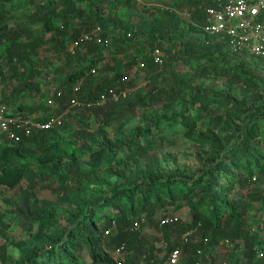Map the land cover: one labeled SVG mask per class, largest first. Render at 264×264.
I'll use <instances>...</instances> for the list:
<instances>
[{
	"label": "trees",
	"instance_id": "1",
	"mask_svg": "<svg viewBox=\"0 0 264 264\" xmlns=\"http://www.w3.org/2000/svg\"><path fill=\"white\" fill-rule=\"evenodd\" d=\"M160 1L169 5L150 10V23L141 24L138 30L130 21L118 18L116 11L131 0H0V65L8 63L10 69L6 73L0 67V80L5 83L0 104L16 105L11 111L13 114H32L34 119L44 121L53 114H61L75 97L97 103L100 94L108 93L110 87H134L136 82L124 77L140 60L146 63L144 76L156 79L159 73L155 75V72L162 70L168 59L163 65L156 64L149 50L155 46L163 48L166 40L172 46L180 44L194 67L193 72L175 73L172 85H154L146 92L135 89L133 94L118 101L109 100L78 110L97 112V118L103 121L97 129L99 138L80 130L72 141L63 140L60 130L65 122L50 130L21 132L18 141L0 133V197H6L8 206L0 209L3 239L0 264H140L141 260L161 262L174 248L182 250L181 264L198 261L216 264L215 249L226 239L234 244L231 250L236 264H259L254 247L264 250V240L258 232L259 221L264 218V186L254 183L252 178L256 172L264 174V102L239 101L211 88L189 91V85L196 80L215 74L244 85H239L244 93H253L257 78L243 64H231L226 58L230 47L205 32L204 25L208 22L205 9L213 0ZM31 3L37 5L35 9L28 8ZM16 5L24 10L14 23L11 8ZM184 6L190 13L189 30L198 33L196 40L183 38V19L177 8ZM96 26H101L102 35L112 40V48L83 42L77 54L71 55L69 43L84 33H91ZM48 32H53L52 36L46 37ZM43 48L70 55L64 68L55 67L59 75L53 81L46 77L45 84L55 85L49 96L43 92V78L33 58ZM121 51L130 57L117 60ZM111 53L116 63L111 67L108 63L104 65L110 74L97 78L98 73L95 75L92 69L97 70ZM237 54L256 59L251 54ZM202 59L204 62H200ZM14 79L19 80V85L9 94L8 85ZM77 86L79 91L75 92ZM36 93L43 96L39 102L18 100ZM157 104H162L168 112L157 113L152 121L134 128L130 137L124 135V118L135 114L139 106L154 108ZM113 122L118 123V128L112 139L107 136L106 127ZM205 122L213 124L212 128L228 124L233 138L224 142L210 139L217 149V157H199L202 166L198 169L199 177L163 178L158 167L153 168L150 151L173 143L170 134L205 141L198 129ZM113 140L125 146L130 155L119 156L121 150L115 149ZM86 151L88 161L83 157ZM129 157L145 159L140 180L110 181L115 171L126 170ZM233 160L238 173L227 171ZM102 163L107 166L108 178L99 174ZM39 187H49L56 198H39L36 192ZM16 189L19 190L15 196L6 194ZM234 190L242 195L234 196ZM185 201L190 207L191 220L181 219L176 224L160 227L161 218L179 216L177 211ZM249 209L263 212V218L253 222L254 214H249ZM13 220L30 234L29 243L12 240L7 235ZM137 222L141 224L139 228ZM150 226L157 229L159 239L165 240L167 254L144 233L143 229ZM194 228L200 240L185 243L183 234ZM119 247H123L122 254L115 257ZM198 248L202 249L201 255Z\"/></svg>",
	"mask_w": 264,
	"mask_h": 264
},
{
	"label": "rangeland",
	"instance_id": "2",
	"mask_svg": "<svg viewBox=\"0 0 264 264\" xmlns=\"http://www.w3.org/2000/svg\"><path fill=\"white\" fill-rule=\"evenodd\" d=\"M38 1V0H37ZM29 3V2H27ZM32 5H29L28 8H33L37 5L35 3H31ZM160 5H169L168 3H165L164 1L160 0H131V2L127 4L121 5L116 11L118 18H120L122 21H130L131 24H134L137 26L139 30V26L141 24L150 23L149 21L152 19L150 16V10H153L156 6ZM27 8V9H28ZM180 11V15L183 19V29H184V39L192 38L193 40H196L198 33H195L193 31H190L188 28V23L190 20V13L188 11V7L184 6L182 9L177 8ZM24 8H21L19 6H13L11 8V13L14 14V23L17 22V19H19L22 16ZM10 14V10L8 15ZM7 15V16H8ZM125 23V22H123ZM53 32L46 33V37L52 36ZM163 49L165 50L166 54L168 55L167 63L165 66L162 67V70L159 72H155V75L159 73V75L156 77V79H152L151 77L144 76V73L142 72H135L132 73V78L136 82V91H148L150 88H152L154 85L158 86H165V85H172L173 84V78L175 73H185V72H193V62L191 63L189 60L186 59V55H184L183 47L180 46V44H177L175 46H172V42L170 41H164L163 42ZM146 48L147 44H144ZM227 55L226 58L230 60L231 64H243L246 69H251L254 73V76L257 78L256 82V90L253 93H244L243 89L240 88L238 83H233V79H227V78H220L217 75H211L209 77H204L203 79L196 80L191 85H189V91L192 92L194 90H203L205 88H211L215 89L217 91H222L225 93H228L232 95V97L241 100H262L264 102V60L260 61L257 58L255 59L252 56L249 55H238L237 53H234L232 51H226ZM0 53H2V47L0 46ZM70 57V55L66 52L57 54L54 51L49 50L48 48H43L39 50L37 55H34V61L36 63V66L40 70L41 77L43 78V85L44 86V94L51 95L55 85L45 84L46 77H49V80L53 81L52 78H56L59 74L54 70L55 67L62 66V68L65 67V63L67 59ZM130 57L128 54H126L124 51H121L120 54L116 57L117 60H124L125 58ZM188 58V57H187ZM195 60V59H194ZM119 62V61H117ZM200 62H204V59H202ZM106 63H108V66H113L116 61H114V53L108 55L107 59L104 62H101L97 66V75L96 77L99 78L100 76H104L105 74H110V71L106 69V66H104ZM27 66H30L29 63H27ZM0 67L4 68L6 73L9 72L8 63H2ZM63 75V74H62ZM5 83L0 80V98H1V89ZM19 85V80L14 79L13 81L9 82L8 88H9V94L12 92L14 88H16ZM244 86V85H241ZM134 93V92H133ZM132 93V94H133ZM47 96V97H48ZM43 97L40 94H35V96H21L18 100H22L27 103H31L33 101L39 102L40 98ZM3 98V97H2ZM1 100V99H0ZM16 105L11 106L14 110ZM180 106V105H179ZM148 108V109H147ZM150 108V109H149ZM158 108V109H156ZM179 107H177L178 109ZM168 110L164 107L162 104L155 105L154 108L152 107H144L139 106L135 112V114H130L128 117L124 118L125 125L122 127L123 133L125 136H131L132 130L136 127H140L143 124H146V121H152V119L157 115V113H167ZM32 115V114H30ZM33 116V115H32ZM101 116V115H100ZM97 112L94 110H83V111H76L75 114L71 117L65 116V125L63 129L60 131L61 134L64 136L63 140H70L72 141L73 136L76 134V132L80 130H86L88 133H92L95 136L100 137V135L97 134V129L100 125H103V121L99 120L97 118ZM238 122V119L236 120ZM235 122V123H236ZM85 124H88V126H85ZM210 122H205L204 125H199L198 129L201 130V133L205 136V141L200 142L195 139H189L183 134H178L174 136L173 134H170L171 139H174V142L169 144L166 143L164 147L159 148L156 151H150V158H152V161L154 162L153 168L156 169L158 167V170L160 174H162L163 178H168L170 175H183L186 177L194 178L195 175L199 177V173L201 169V164L199 163V157H205L210 156L213 158L217 157V149L212 145V141L210 139H215L217 141H228L233 138L232 130L228 128V124L226 127L220 128L215 127L212 128ZM208 127L211 129H208ZM66 128V129H64ZM116 128H118V123L113 122L108 127H106V133L107 136L113 139L114 133ZM123 135V136H124ZM76 136V135H75ZM120 136V137H123ZM88 142L90 145H93L92 141L89 136H87ZM82 141V138L80 137L79 142ZM113 146L115 149L121 150L119 151V156H122L124 158L128 157L130 155L128 149H126L125 146L115 144L113 140ZM83 157L88 161L89 160V153L86 151ZM144 158H141L139 160L134 159V157H129V166L126 168L124 172L115 171V175L109 177L107 176L106 172L108 171L107 166L102 163L99 167V174H103L106 178L109 177V180L112 182H115L116 180L120 179L123 183H128V181H138L141 178V170L144 168ZM215 160H218L215 159ZM234 161V160H233ZM236 161L230 162L229 166L227 168V171L229 172H239V169L235 168ZM87 168H90V165L85 164L84 165ZM152 170V168H151ZM151 170L149 171L151 173ZM256 175L258 177V185H260L262 188L264 186V174H261L259 172H256ZM225 181V180H223ZM222 181V182H223ZM57 184V183H55ZM257 185V184H256ZM254 185V186H256ZM56 186V185H53ZM253 186V187H254ZM19 189L12 190L6 194L8 196H15L16 193H18ZM37 195L39 198H47V199H55L56 194L51 192L50 188H44L39 187L37 190ZM234 196L239 197L242 195V192L238 190L233 191ZM4 196L0 197V209H7L8 206L5 204V198ZM255 206L257 205L254 203ZM255 211V212H254ZM179 216H181L182 220L184 222L191 220V213H190V207L188 202H184L183 205L179 208L177 211ZM253 213L254 215H250L253 217V222L259 221V219L264 215L263 212L261 213L259 210L249 209V214ZM263 214V215H261ZM263 218V217H262ZM12 228L9 229L7 235L15 241L18 240H25L29 243V240L31 239L30 234L26 232V230L20 225H16V223L11 221ZM260 228H259V237L264 240V218L260 221ZM144 233L149 237L150 241L154 242L155 246L163 247L164 245V239L161 238L160 235L157 233V229L150 226L145 227ZM157 237V239L155 238ZM3 239L0 235V241ZM15 248V252L18 253V248ZM164 248V247H163ZM86 256V255H85ZM215 257L217 258L216 264H223L224 260H228V264H236L235 261V254L234 251L231 249L228 250H215ZM88 259V258H86ZM83 260V259H82ZM83 262V261H81ZM263 262V261H262ZM54 264V263H52ZM260 264V262H259Z\"/></svg>",
	"mask_w": 264,
	"mask_h": 264
},
{
	"label": "built area",
	"instance_id": "3",
	"mask_svg": "<svg viewBox=\"0 0 264 264\" xmlns=\"http://www.w3.org/2000/svg\"><path fill=\"white\" fill-rule=\"evenodd\" d=\"M205 10L208 20L207 24L204 25L206 33L216 37L218 41L225 42L234 53H247L264 60V0H213V4L207 6ZM102 32L103 28L96 26L91 33H84L76 40L70 42V54L73 56L76 55L77 48L83 42H94L103 44L106 48H112V40L109 37H104ZM149 56L159 65H163L168 58L165 50L159 46L150 49ZM145 68L146 63L140 60L132 67L129 75L124 78L129 80L136 79L135 76L132 78V73H144ZM92 72L97 74L95 68L92 69ZM136 87V85L122 89L110 87L108 93L100 94V99H98L97 103L92 101L84 102L75 97L61 114H53L44 121L34 119V116L26 113L13 114L11 113L13 110L11 106L1 103L0 133L9 139L18 141L21 132L30 134L32 132L50 130L54 127L61 126L64 123L65 116L68 115L71 117L77 110L92 108L96 105L104 104L109 100L118 101L120 98L128 97ZM74 90L78 92L79 86L75 87ZM52 103L50 101V104ZM252 180L254 183H257V176L254 175ZM181 219V216L179 217L178 215L165 216L161 218L159 225L163 227L165 225L176 224ZM140 225L137 222L136 227L139 228ZM108 232L111 233L112 229ZM182 239L185 243L198 242L200 238L197 234V228L187 230L183 234ZM205 241L207 242V239ZM163 247L165 249L164 254H167L165 242ZM232 247H234V244L229 239H226L215 250H228ZM122 248L119 247L116 249L115 257L121 256ZM254 248L258 261L260 264H264V250L257 245ZM197 252L201 255L202 249L198 248ZM181 256L182 250L180 248H174L167 254L166 259L161 262L150 260L144 263V260H142L140 264H181ZM196 264L203 263L198 261ZM223 264H228V260H224Z\"/></svg>",
	"mask_w": 264,
	"mask_h": 264
},
{
	"label": "clouds",
	"instance_id": "4",
	"mask_svg": "<svg viewBox=\"0 0 264 264\" xmlns=\"http://www.w3.org/2000/svg\"><path fill=\"white\" fill-rule=\"evenodd\" d=\"M64 122H65V121H64ZM62 125H63V124H62ZM62 125H61V126H62ZM164 260H165V259H164ZM141 261H142V260H141Z\"/></svg>",
	"mask_w": 264,
	"mask_h": 264
}]
</instances>
